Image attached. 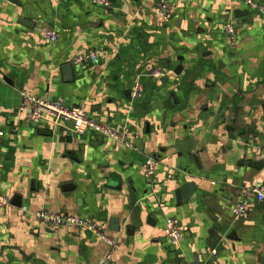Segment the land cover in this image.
<instances>
[{
  "label": "crops",
  "instance_id": "0c3cea01",
  "mask_svg": "<svg viewBox=\"0 0 264 264\" xmlns=\"http://www.w3.org/2000/svg\"><path fill=\"white\" fill-rule=\"evenodd\" d=\"M109 1L0 0V193L10 198L0 208V264H98L106 243L40 223L31 212L42 208L101 225L119 244L112 264H264V200L245 217L232 213L242 189L264 181V15L224 0H165V21L163 0ZM45 28L58 39L46 40ZM91 48L106 54L72 63ZM157 67L164 75L152 77ZM138 80L144 91L133 100ZM23 90L82 106L124 128L138 150L66 123L28 122ZM180 180L196 187L178 203ZM168 217L184 230L179 244L165 237Z\"/></svg>",
  "mask_w": 264,
  "mask_h": 264
},
{
  "label": "built area",
  "instance_id": "2783aa9c",
  "mask_svg": "<svg viewBox=\"0 0 264 264\" xmlns=\"http://www.w3.org/2000/svg\"><path fill=\"white\" fill-rule=\"evenodd\" d=\"M94 4L103 7H110L109 0H92ZM227 2L240 3L249 10L256 11L264 15V4L254 0H224ZM157 11L165 21L172 18L170 4L163 0L157 6ZM43 37L51 42L58 39V33L51 28L43 30ZM223 34L230 45L236 41L235 29L232 24L228 23L223 27ZM106 54L103 48H91L84 52L78 53L72 58L75 65H84L96 63L101 56ZM152 77H161L164 71L161 67L153 69L150 73ZM144 91L141 81H136L132 88V99L136 100L142 97ZM19 112L25 119L31 123H38L43 120H50L55 124L66 123L75 134L94 133L102 138L113 140L126 148L138 150V148L129 139L127 131L124 128H115L114 126L101 122L92 116L82 106H71L64 104L61 100L51 101L49 99L37 96L23 90L20 93ZM156 163L151 158H146L143 164L145 178L150 182L156 179ZM262 202L264 200V181L248 185L242 189L241 199L235 202L232 213L235 218L245 217L250 208L252 201ZM10 205V198L0 193V208L4 209ZM33 217L51 228H67L76 231H88L97 234L107 245L98 264H112L113 254L119 247L116 240L105 234L104 228L87 216L72 215L68 213L52 212L45 208L31 212ZM164 232L166 239L171 244H179L185 237L184 230L180 223L174 218H166Z\"/></svg>",
  "mask_w": 264,
  "mask_h": 264
},
{
  "label": "water",
  "instance_id": "95a60500",
  "mask_svg": "<svg viewBox=\"0 0 264 264\" xmlns=\"http://www.w3.org/2000/svg\"><path fill=\"white\" fill-rule=\"evenodd\" d=\"M235 16H240L239 13H235ZM22 21V23L26 26V27H31L32 26V23L31 22H28L27 20H20ZM62 70L65 74V81H71V65L70 64H65L64 66H62ZM51 101H55V100H51ZM57 101V99H56ZM43 134L44 133H47V135L51 134V132H42ZM257 164H248V166H253L255 167ZM173 180H179V177L177 176L175 179ZM181 181V180H180ZM180 187L177 188L175 190V194H176V198H177V201L178 203L181 202V200L183 201H186L188 199V197L191 195V193L194 191L195 187H196V184L193 183V182H182L181 181V184L179 185ZM19 198L20 196H15V198L12 200L11 204L13 205H16V206H20L21 203L19 201ZM111 228L112 229H118L117 226H113V224L111 225ZM217 236V235H216ZM213 236L212 238V241H211V248L212 249H215V246L221 241L222 239V236Z\"/></svg>",
  "mask_w": 264,
  "mask_h": 264
}]
</instances>
